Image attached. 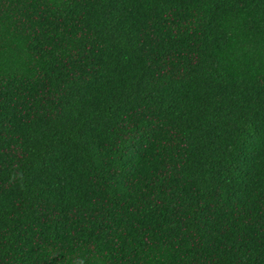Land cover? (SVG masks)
Listing matches in <instances>:
<instances>
[{
    "label": "trees",
    "instance_id": "16d2710c",
    "mask_svg": "<svg viewBox=\"0 0 264 264\" xmlns=\"http://www.w3.org/2000/svg\"><path fill=\"white\" fill-rule=\"evenodd\" d=\"M0 264H264V0H0Z\"/></svg>",
    "mask_w": 264,
    "mask_h": 264
}]
</instances>
